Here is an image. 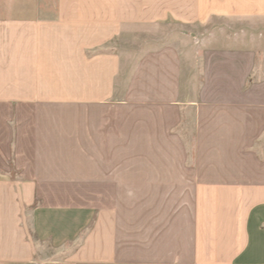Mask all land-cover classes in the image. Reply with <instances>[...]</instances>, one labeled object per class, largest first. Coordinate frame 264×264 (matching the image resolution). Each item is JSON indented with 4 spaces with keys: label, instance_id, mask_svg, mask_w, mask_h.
<instances>
[{
    "label": "crops",
    "instance_id": "1",
    "mask_svg": "<svg viewBox=\"0 0 264 264\" xmlns=\"http://www.w3.org/2000/svg\"><path fill=\"white\" fill-rule=\"evenodd\" d=\"M0 264H264V0H0Z\"/></svg>",
    "mask_w": 264,
    "mask_h": 264
},
{
    "label": "rangeland",
    "instance_id": "2",
    "mask_svg": "<svg viewBox=\"0 0 264 264\" xmlns=\"http://www.w3.org/2000/svg\"><path fill=\"white\" fill-rule=\"evenodd\" d=\"M227 24L225 22H222L220 20H216L212 25L206 27V28H196V29H186L182 28V32L179 30V27H173V28H161V27H156L154 29L150 30H145L142 31L139 36L141 39H144L147 47H144V51H153L159 48L162 45H175L177 47L180 37H182V53L185 58L188 59V61H192L193 63L196 64L195 67V72H196V78L198 83V78H199V65H198V57L201 55L203 50L205 48H199L197 49V52L195 53L198 57L194 58V51L192 49V46L190 45L189 42L193 40V34H201L202 37L208 36V31L211 30L212 28L214 29H219V28H226ZM198 34V35H199ZM161 40V41H160ZM165 40V41H163ZM214 45V43L211 44V46ZM150 46V47H149ZM207 46V45H206ZM193 51V52H192ZM197 63H196V61ZM187 144L190 150V155L192 154V139L190 136H188L187 139Z\"/></svg>",
    "mask_w": 264,
    "mask_h": 264
}]
</instances>
